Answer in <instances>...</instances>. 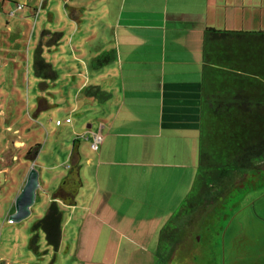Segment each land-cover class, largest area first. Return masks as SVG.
Returning <instances> with one entry per match:
<instances>
[{"label":"crops","instance_id":"1","mask_svg":"<svg viewBox=\"0 0 264 264\" xmlns=\"http://www.w3.org/2000/svg\"><path fill=\"white\" fill-rule=\"evenodd\" d=\"M29 3L34 19L39 6L47 9L41 31L62 33L56 45L43 47V55L57 74L52 84L74 89L77 106L68 114L92 112L97 121V128L89 123L75 132L67 174L46 193V210L56 201L61 211L55 258L63 254L64 264H157L159 231L197 172L202 114L264 119V108L255 106L264 105V55L247 48L240 60L239 47L213 44L208 52L216 61L204 58L207 27L264 31V0ZM108 50L114 59L94 67V58ZM89 85L109 97L86 96ZM94 132L103 135L96 152L89 147ZM61 186L74 197H57ZM45 189L42 181L40 191ZM21 264L40 263L30 258Z\"/></svg>","mask_w":264,"mask_h":264},{"label":"rangeland","instance_id":"2","mask_svg":"<svg viewBox=\"0 0 264 264\" xmlns=\"http://www.w3.org/2000/svg\"><path fill=\"white\" fill-rule=\"evenodd\" d=\"M31 4L29 0H0V264H21L30 258L40 264L52 260L64 264L63 254L55 258L41 229V259H36L28 245L31 227L45 215L46 193L58 183L56 178L67 174L75 132L89 123L97 128V121L92 112L68 114V108L76 110L77 106L72 87L62 89L61 83L52 84L55 79L35 75L33 48L47 9L39 6L34 19L29 14ZM80 143L83 153L90 156L88 145ZM32 166L39 173V183L45 181L50 189L42 193L39 188L41 196L36 195L28 217L9 221ZM204 213L202 229L179 244L170 264H264V169L247 171Z\"/></svg>","mask_w":264,"mask_h":264},{"label":"trees","instance_id":"3","mask_svg":"<svg viewBox=\"0 0 264 264\" xmlns=\"http://www.w3.org/2000/svg\"><path fill=\"white\" fill-rule=\"evenodd\" d=\"M61 36L60 31L43 29L40 32V40L34 48L32 62L36 76L56 79L55 70L45 60L43 47L56 45ZM44 37L46 40H43ZM204 44L206 63L211 60L216 61L209 57L208 52L213 44H219L220 49L225 50L231 45L239 47L240 53L238 52L237 55L242 60L247 48L251 52L258 53L257 55H264V31L220 30L207 27L204 32ZM114 57V50L104 51L94 58L92 65L101 67L112 61ZM84 94L99 101L109 97V93L92 85L84 89ZM203 102L205 99H202ZM255 106L264 108V105L260 104ZM217 109L218 106L213 108V112ZM262 169H264V119H213L207 117L204 112L200 121L197 172L189 192L159 231L157 264H170V259L179 244L184 245L196 231L202 229L200 219L204 216V212L211 204L227 194L230 186L239 182L247 171ZM54 194L63 199L74 197L73 191L63 186ZM60 215L61 211L56 201H52L45 215L33 223L31 227L33 234L28 243L32 252L40 253L37 235L40 229L44 233L46 244L53 250L58 248Z\"/></svg>","mask_w":264,"mask_h":264},{"label":"water","instance_id":"4","mask_svg":"<svg viewBox=\"0 0 264 264\" xmlns=\"http://www.w3.org/2000/svg\"><path fill=\"white\" fill-rule=\"evenodd\" d=\"M39 188V173L32 166L29 168L23 187L15 199V213L10 215L9 221H20L30 215L36 191Z\"/></svg>","mask_w":264,"mask_h":264},{"label":"built area","instance_id":"5","mask_svg":"<svg viewBox=\"0 0 264 264\" xmlns=\"http://www.w3.org/2000/svg\"><path fill=\"white\" fill-rule=\"evenodd\" d=\"M18 8L21 9V5H18ZM92 139L89 144L91 151L96 152L99 144L102 142L103 135L100 132H94L91 134Z\"/></svg>","mask_w":264,"mask_h":264}]
</instances>
